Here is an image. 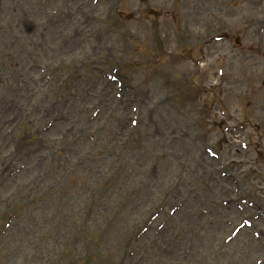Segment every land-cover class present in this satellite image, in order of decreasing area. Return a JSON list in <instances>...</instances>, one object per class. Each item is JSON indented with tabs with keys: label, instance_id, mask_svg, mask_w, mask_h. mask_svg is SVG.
Returning a JSON list of instances; mask_svg holds the SVG:
<instances>
[{
	"label": "rangeland",
	"instance_id": "rangeland-1",
	"mask_svg": "<svg viewBox=\"0 0 264 264\" xmlns=\"http://www.w3.org/2000/svg\"><path fill=\"white\" fill-rule=\"evenodd\" d=\"M69 250L264 264V0L0 1V264Z\"/></svg>",
	"mask_w": 264,
	"mask_h": 264
}]
</instances>
